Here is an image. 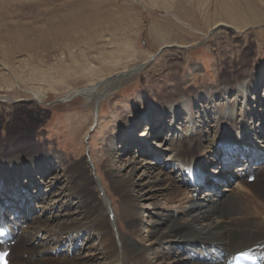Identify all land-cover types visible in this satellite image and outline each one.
Wrapping results in <instances>:
<instances>
[{
    "label": "rangeland",
    "instance_id": "rangeland-1",
    "mask_svg": "<svg viewBox=\"0 0 264 264\" xmlns=\"http://www.w3.org/2000/svg\"><path fill=\"white\" fill-rule=\"evenodd\" d=\"M243 73L261 80L257 94L263 96L264 0H0L1 157L55 152L64 159L61 167L54 168L60 174L71 162L83 160L91 170L94 165L91 188L100 197L107 193L118 211L125 198L114 192L108 180L107 138L112 135L117 140L121 151L113 154L114 166L122 168L134 149L118 138L122 124L140 118L131 136L139 140L147 125L144 119H161L157 109L178 105L180 93L186 98L200 94L205 107L222 86L240 88ZM92 87L100 98L97 102L92 101L95 94L62 101L76 90ZM262 102L257 101L261 116ZM237 107L236 111L243 108ZM198 110L191 114L198 121L205 119L204 111ZM182 119L177 126L185 124ZM251 122L262 130L261 121ZM236 137L230 129L226 142ZM202 146H208L206 139ZM160 148L161 144L156 146ZM213 167L208 165L209 172ZM159 170L164 169L157 165ZM260 175L264 179V168ZM257 180L245 186L243 195L257 191ZM134 190L136 194L138 189ZM200 196L199 191L195 198ZM151 218L141 211L142 231ZM121 224L120 231H126ZM158 258L163 259L159 253Z\"/></svg>",
    "mask_w": 264,
    "mask_h": 264
},
{
    "label": "bare ground",
    "instance_id": "bare-ground-1",
    "mask_svg": "<svg viewBox=\"0 0 264 264\" xmlns=\"http://www.w3.org/2000/svg\"><path fill=\"white\" fill-rule=\"evenodd\" d=\"M233 28L237 30L240 26ZM243 74L240 88L222 86L211 96V102L206 100V106L211 104L210 111L202 106L200 94L186 98L180 93L178 105L157 109L161 119H144L147 125L137 136L139 140L131 136L138 130L140 118L122 124L118 138L127 140L126 146H134L132 159L138 153L140 163L129 157L123 160L122 168H115L113 154L121 149L112 135L107 138L110 154L104 163L108 180L114 192L125 198L118 211L107 193L100 197L91 188L95 185L94 165L91 170L83 160L71 162L63 166L64 174H60L54 168L61 167L64 159L55 152L27 153L7 159L0 154V214L8 212L6 222L19 228L9 264H222L232 254L246 249L264 257V179L259 171H254L261 167L251 166L254 158L261 159L264 155V136L260 137L261 132L264 134V109L262 116L257 109V101L264 102V95L257 94L261 80ZM92 89L76 90L62 101L95 94L92 101L97 102L100 99L97 90L93 93ZM237 105L243 108L236 111ZM197 107L199 113L204 111L206 120L198 121L191 114ZM181 114L185 116L183 119ZM181 119L185 124L179 127ZM256 119L261 121V131L252 125L251 121ZM159 125L162 127L157 130ZM206 126L209 131H205ZM230 129L236 131L237 137L232 144L225 145L230 146V151L221 152L216 158L214 153L227 144L224 142L228 141ZM205 139L208 146L203 148ZM157 141L162 147L159 150ZM187 149L190 153L185 152ZM160 158L164 161L159 162ZM214 164L212 173H227V167L237 164L238 178L233 182L236 185L219 192L212 182L201 192L200 200L194 199L200 190L197 179L202 176L204 179L205 175L193 172ZM157 165L168 173L156 171ZM182 168L196 179H183ZM48 170L52 174L49 178ZM250 172L257 176L259 185L247 197L243 195L246 185L240 181ZM134 188L138 189L136 194ZM147 200L151 203L144 205ZM137 202L142 204L139 206ZM141 211L152 216L146 222L148 225H144V220L141 222L143 231L138 222ZM109 214H113L112 221ZM248 216L251 221L246 220ZM23 221L26 228L20 225ZM121 223L127 229L124 232L120 231ZM93 238L95 243L91 241Z\"/></svg>",
    "mask_w": 264,
    "mask_h": 264
}]
</instances>
